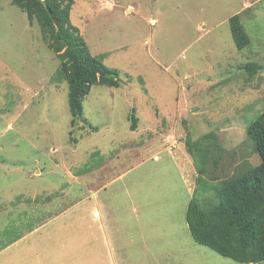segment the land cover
<instances>
[{
	"label": "rangeland",
	"instance_id": "obj_1",
	"mask_svg": "<svg viewBox=\"0 0 264 264\" xmlns=\"http://www.w3.org/2000/svg\"><path fill=\"white\" fill-rule=\"evenodd\" d=\"M70 21L120 81L74 122L39 25L0 0V264H244L194 242L185 210L260 162L264 0H73ZM187 140L210 147L201 179Z\"/></svg>",
	"mask_w": 264,
	"mask_h": 264
},
{
	"label": "trees",
	"instance_id": "obj_2",
	"mask_svg": "<svg viewBox=\"0 0 264 264\" xmlns=\"http://www.w3.org/2000/svg\"><path fill=\"white\" fill-rule=\"evenodd\" d=\"M10 2L29 20L37 22L47 48L59 60L58 71L67 84L71 122L83 118L82 102L92 85H120L118 70L92 56L78 28L71 23L73 0ZM243 20L237 13L228 18L232 40L238 49L250 42ZM258 67L256 63L245 65L250 74ZM130 120L133 130L136 117L131 114ZM245 132L260 162L248 171L220 180V186L208 183L206 187L213 192L209 201L202 203L192 195L185 210V221L197 244L238 263L264 264V110L249 123ZM186 143L198 164L196 171L201 179L200 175L206 172L210 147L198 141Z\"/></svg>",
	"mask_w": 264,
	"mask_h": 264
},
{
	"label": "crops",
	"instance_id": "obj_3",
	"mask_svg": "<svg viewBox=\"0 0 264 264\" xmlns=\"http://www.w3.org/2000/svg\"><path fill=\"white\" fill-rule=\"evenodd\" d=\"M190 200V199H189ZM188 204V203H187ZM187 207V206H186ZM187 224V223H186ZM188 228V227H187ZM107 242V241H106ZM110 243L109 242H107V248L109 249V251L110 252H112V254H113V246H111V248H112V251H111V248H110Z\"/></svg>",
	"mask_w": 264,
	"mask_h": 264
}]
</instances>
